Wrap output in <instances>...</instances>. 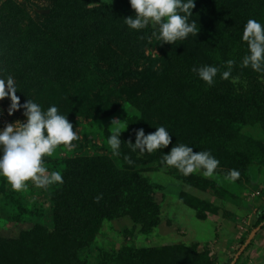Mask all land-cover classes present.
Here are the masks:
<instances>
[{"label": "trees", "instance_id": "trees-1", "mask_svg": "<svg viewBox=\"0 0 264 264\" xmlns=\"http://www.w3.org/2000/svg\"><path fill=\"white\" fill-rule=\"evenodd\" d=\"M49 1L51 4L45 8L49 12L36 14L44 22H32L25 30H18L19 23L13 18L1 23L0 61L4 67L14 62L17 81L26 86L24 92L31 94L20 93L23 101L38 98L43 104L47 99L50 107L54 104L52 96L65 83L90 78L95 84V76L100 73V77H109L110 84L118 87L116 99L127 100L138 111L137 118H130V130L122 143L129 140L135 143L133 133L139 128H144L148 134L164 125L172 136V144L163 151L140 154L132 152L127 143L121 148V155L114 156L117 163L100 157L86 163L81 159L80 163L72 165L67 176L75 175L67 181L69 184L64 183L60 193L66 197L65 193L71 192L85 201L84 207L77 208L82 216L92 212L97 220L95 224L106 216L144 214L140 220L146 216L152 219L149 214L157 211L152 193L159 184L150 183L143 176L142 172L150 168L144 165H162L161 158L175 144H189L197 152L210 150L216 156L220 154L221 166L228 173L230 169L243 172L260 162L259 154H264V146L248 135H239L237 129L243 124H258L264 131V83L260 82L264 75L239 67L247 51L241 39L244 25L250 18L264 22V0H196L192 19L200 28L197 37L189 36L174 45L162 44V55L156 58L145 54L151 27L137 32L124 22L125 17L135 14L130 0ZM229 59L237 61L233 70V77H238L236 83L218 75L215 85L209 87L192 72L194 66L205 64L218 66L223 72ZM159 63H163L161 71L155 69ZM108 93L97 98L95 105L101 107L102 100L108 105H119L118 100L112 99L115 95ZM238 138L240 143L234 141ZM236 152L242 155L234 164L230 154ZM126 157H131L133 163L129 164ZM92 177H96L97 182L92 183ZM185 179V183L199 185L192 182L191 176ZM71 193L68 195L75 199ZM101 194L103 198L97 203L95 198ZM185 196L184 202L197 209L201 219L206 218L208 211L217 210L189 194ZM199 206L205 207L204 212ZM73 218L81 224L77 214ZM64 220L55 221L53 230L35 225L30 231L20 233L19 240L0 237V264H44L43 258L33 257L28 250L32 242L47 233L55 242L64 238V232L57 229ZM262 222L264 214L255 228ZM26 255L32 256L24 260ZM59 256L62 259L63 254ZM205 259L203 254L197 255L186 248L176 256L178 264H204Z\"/></svg>", "mask_w": 264, "mask_h": 264}, {"label": "rangeland", "instance_id": "rangeland-1", "mask_svg": "<svg viewBox=\"0 0 264 264\" xmlns=\"http://www.w3.org/2000/svg\"><path fill=\"white\" fill-rule=\"evenodd\" d=\"M50 4L49 0H0V27L3 20L7 21L9 18L19 23L18 30H25L32 22H44L37 15L47 14L49 10L45 8ZM9 43L12 44V40ZM161 49L162 44L152 39L146 45L145 54L151 58L160 57ZM15 68L14 62L9 67H4V63L0 61V74L15 77ZM155 69L163 70V63L156 65ZM155 69L153 70L156 71ZM100 76V73L96 74L95 84L89 81V77L88 80L77 79L65 83L52 96L53 103L62 114L67 115L73 123V130H77L80 136L78 141H73V148L61 145L53 157H46L44 160L49 172L61 171L64 183L74 177L75 174L67 175L71 166L80 163L81 159H85L86 163L90 159L101 157L117 163L113 159L108 138L118 126L123 125L125 130L121 140L127 139L129 120L131 117L137 118L138 111L132 103L116 99L118 87L110 84L109 77ZM16 82L20 88L18 96L20 93L31 95L24 92V84L17 79ZM260 82L264 83V80L260 79ZM91 92L94 93L93 97ZM105 92L115 95L112 99L118 100L119 105H108L104 100L100 102L101 107L95 105L96 99ZM108 94L104 96L105 100ZM32 95L35 96V92ZM34 100L38 102V98ZM23 102L21 97V103ZM47 103L48 100L45 99L42 104L45 110L49 107ZM9 104L8 98L0 101V107L3 108L0 128L7 123L26 120L23 110L9 116ZM115 120L120 121L113 122ZM237 131L239 135H248L264 146V131L258 124H243ZM240 140L238 138L234 141L240 143ZM127 143H122L121 148H125ZM237 153L230 154L234 164L239 160L238 156L242 155ZM213 155L220 160V166L212 178H205L202 173L191 175L192 182L199 185L185 183V176L175 168L145 163L144 166L150 168L142 172L143 176L148 182L159 184L152 193L153 205L157 206V211L149 214L153 216L152 219L146 216L140 220L139 217L144 214L119 215L120 217L114 218L106 216L95 224L97 220H94L92 212L82 216L77 210L80 205L84 207L85 201L78 199L70 190L66 192L73 194L75 199L68 195L70 193H65L66 197H63L60 192L63 191L64 184L45 190L29 181V186L23 192H17L6 179L0 178V237L19 240L20 233L30 231L35 225L53 230L55 221L65 219L57 228L64 232L65 237L57 240L58 242L53 241L48 233L38 238L28 250L33 257L43 258L44 264H178L176 256L186 248L197 255L203 254L206 257L204 264H229L242 241L246 240L257 220L264 214V154H259L260 162L241 172L235 183L225 179L228 172L221 166L220 154ZM91 182H97V178L92 177ZM185 194L207 202L209 208H217L216 212L208 211L206 218L201 219L197 209L184 202ZM199 207L204 212L205 207ZM74 214L78 215L81 224L73 218ZM31 250L36 253L33 254ZM61 254L63 257L59 259ZM31 256L26 255L24 260ZM239 258L237 264H264V229L257 231L251 244Z\"/></svg>", "mask_w": 264, "mask_h": 264}, {"label": "clouds", "instance_id": "clouds-1", "mask_svg": "<svg viewBox=\"0 0 264 264\" xmlns=\"http://www.w3.org/2000/svg\"><path fill=\"white\" fill-rule=\"evenodd\" d=\"M131 8L135 14L125 17V24L129 29L142 32L151 27L149 37L160 44H176L183 42L189 36L197 37L200 28L192 19L196 0H130ZM143 39V37H141ZM242 41L247 46V51L239 62L241 69L251 68L253 71L264 75V22L250 18L244 25ZM237 66L235 59L225 62V70L215 65L205 64L194 66L192 72L209 87L214 86L217 76L221 79L236 83L238 77H233V70ZM20 90L16 79L11 74H0V101L10 99L7 109L9 116L23 110L25 121L17 120L7 123L0 128V178L6 179L11 188L23 192L31 181L37 188L51 190L55 186L64 184L61 171L49 172L45 166L46 157H53L61 146L69 149L75 145L80 136L73 130V123L67 115L60 112L57 105L53 104L46 110L41 103L34 99H27L21 103L17 95ZM3 108L0 107V114ZM115 120L113 122H119ZM125 130L123 125L118 126L108 138V144L114 156L121 155V133ZM135 143L128 141L132 152L140 154L156 153L172 144V136L166 126L157 127L156 131L146 134L144 128L134 130ZM129 164L133 161L126 157ZM161 163L166 167L177 169L183 176L199 174L205 178H212L220 166L210 150L194 151L189 144H175L170 152L165 153ZM241 172L232 169L225 179L235 183L239 180ZM102 194L95 199H102Z\"/></svg>", "mask_w": 264, "mask_h": 264}, {"label": "water", "instance_id": "water-1", "mask_svg": "<svg viewBox=\"0 0 264 264\" xmlns=\"http://www.w3.org/2000/svg\"><path fill=\"white\" fill-rule=\"evenodd\" d=\"M48 12V10H47ZM264 224V222H262L259 226H257L256 228H254L250 234L248 235V237L246 238V240L244 241V243L241 245V247L239 248V250L236 252V254L234 255L232 261L230 264H235L239 258V256L243 253V251L245 250V248L249 245V243L252 241L253 237L256 235L257 231L261 228V226Z\"/></svg>", "mask_w": 264, "mask_h": 264}]
</instances>
